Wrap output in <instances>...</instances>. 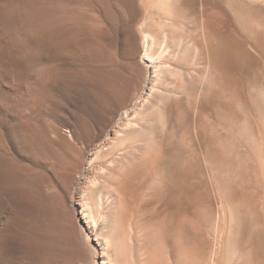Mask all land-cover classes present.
<instances>
[{
  "label": "rangeland",
  "instance_id": "1",
  "mask_svg": "<svg viewBox=\"0 0 264 264\" xmlns=\"http://www.w3.org/2000/svg\"><path fill=\"white\" fill-rule=\"evenodd\" d=\"M158 2L0 0V264H105L101 242L110 234L109 255L120 264H212L217 250L216 264H264L260 235L252 241L251 254L241 251L249 244L242 237L260 230H245L233 212H249L242 223L264 215L263 167L256 157L264 159V129L253 101L264 107V87L249 83L251 74L262 76L250 60H227L225 102L237 116L220 132L237 170L231 191L221 185L203 153V138L191 127L179 137L185 147L192 139L194 151L190 164L179 166L176 192L171 195L165 179L159 195L144 200L140 224L135 200H128L129 206L117 200L105 204L108 222L96 229L99 237L82 218L77 204L82 177L72 180L66 172L80 153L87 156L86 146L96 143V133L105 135L102 128L113 109L134 98L150 76L131 46L129 31L139 23L156 35L159 23L166 21ZM124 91L128 98H122ZM209 126L214 127L213 119Z\"/></svg>",
  "mask_w": 264,
  "mask_h": 264
},
{
  "label": "bare ground",
  "instance_id": "2",
  "mask_svg": "<svg viewBox=\"0 0 264 264\" xmlns=\"http://www.w3.org/2000/svg\"><path fill=\"white\" fill-rule=\"evenodd\" d=\"M158 1L166 21L159 23L157 34L151 33L147 28L148 25L140 27L139 23H135L129 31L131 46L134 52L141 57L142 63L148 67L150 76L148 75L143 85L140 83L141 90L137 91L134 98H128L125 91L121 93L122 98L127 97L128 99L123 102L120 100L121 103L113 109L112 115H109V119L104 123V129L102 128L103 131L106 130L105 135L96 133V143L92 142V145L90 143L86 146L89 150L87 156L84 157L79 152L74 166L66 172L67 177L72 180L78 176L82 177L79 184L83 187L77 193L78 203H76L84 221L93 227L94 232H98L97 237L101 233L96 229L101 223L108 222L105 204L110 200L111 202L117 200L121 205H126L128 200L136 201V217L140 224L145 211L144 200H149L152 193L158 196L159 185L164 183L165 179L170 181V193L174 195L179 178V166L181 163L190 164L194 151L192 139L190 146L185 147V144L179 142V137L186 134L191 127L194 128L195 135L203 138V153L207 161L212 164L221 185L224 189L230 190L232 177L235 176L237 170H235L228 139L226 140L220 131L225 128L227 121L233 122L236 119L237 111L228 108L225 102L226 86H229L226 85L228 81L226 79L227 60L242 64L250 60L252 61V65L249 64L250 67L253 66L264 77V66L257 62L260 59L264 64V0ZM141 13L142 10H138V14ZM140 42H142V47L139 46ZM191 48L195 50L194 55L190 54ZM242 64L239 65L242 66ZM250 70L253 69L250 68ZM251 75L252 79L249 83L252 86L264 87L262 76ZM141 80L143 81V78ZM212 82L213 89L211 88ZM253 101L256 107L255 112L262 121L260 125H263L264 129L263 103L257 99ZM212 119L214 127L211 128L209 121ZM209 132L213 133L212 137L208 136ZM93 140L95 142V139ZM75 141L80 142L79 135L75 136ZM73 145L78 148L77 143ZM256 157L263 167L264 175V159L259 155ZM166 166L169 170L168 175L163 173ZM233 212L245 230L255 227L260 230L250 232L249 237L245 235L248 238L242 237V241L247 239L246 242L249 244L244 245L241 251L251 254L254 250L252 241L255 236L260 235L264 238V215L242 223L245 219L243 216H247L249 212L235 208ZM221 216L223 217L224 213ZM221 219L223 220L224 217ZM157 222L159 223L156 221V224ZM223 228L218 229L219 233L224 231ZM110 235L103 238V242L100 238V242L104 245H102L103 251L107 252V254L103 252L106 255L105 264H117L119 262L113 260L111 254L109 255L113 248ZM130 236H132L131 233ZM226 237L228 238V235ZM238 240L240 241L239 238L236 239ZM216 244V248L220 247ZM217 251H213L211 255L212 264L218 259L215 258L219 256Z\"/></svg>",
  "mask_w": 264,
  "mask_h": 264
}]
</instances>
